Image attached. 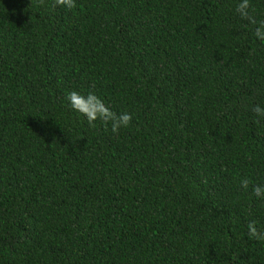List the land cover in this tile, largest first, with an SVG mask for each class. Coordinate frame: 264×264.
<instances>
[{"label":"trees","instance_id":"obj_1","mask_svg":"<svg viewBox=\"0 0 264 264\" xmlns=\"http://www.w3.org/2000/svg\"><path fill=\"white\" fill-rule=\"evenodd\" d=\"M75 2L0 0V264H264V0Z\"/></svg>","mask_w":264,"mask_h":264},{"label":"clouds","instance_id":"obj_2","mask_svg":"<svg viewBox=\"0 0 264 264\" xmlns=\"http://www.w3.org/2000/svg\"><path fill=\"white\" fill-rule=\"evenodd\" d=\"M41 5H43L44 0H40ZM53 6L65 7L68 10H72L76 7L75 0H53ZM250 0H239L235 11L241 17V19L247 20L250 24H256L255 18L250 14ZM255 36L264 41V22H260L255 29ZM69 107L78 112L80 115L87 119L88 125L90 127H95V122L97 120L101 121L103 124H111V131L113 134H118L121 128H126L131 123V114L124 112L117 114L113 112L103 100H101L94 93L81 94L76 91L68 93L66 97ZM253 113L258 118H264V108L259 105H255L252 108ZM259 123V119L256 121ZM249 181L247 179L241 181V187L247 189L249 187ZM256 197H262L264 193V186H254L252 189ZM248 234L252 239L257 241H264V230H260L256 226V222H250L247 225Z\"/></svg>","mask_w":264,"mask_h":264}]
</instances>
